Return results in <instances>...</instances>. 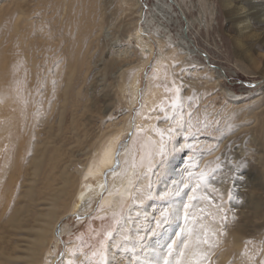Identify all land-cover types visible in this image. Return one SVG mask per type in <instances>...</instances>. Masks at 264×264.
<instances>
[{
  "label": "rangeland",
  "instance_id": "374dc122",
  "mask_svg": "<svg viewBox=\"0 0 264 264\" xmlns=\"http://www.w3.org/2000/svg\"><path fill=\"white\" fill-rule=\"evenodd\" d=\"M22 1L31 18L18 22H33L16 30L9 11ZM160 5L0 0V65L19 77L12 88L0 76V109L22 136L0 166V264H264V44L194 30L205 51L185 69ZM205 65L225 71L223 88ZM118 131L111 174L153 140L136 181L148 189L108 213L109 180L76 201L89 159Z\"/></svg>",
  "mask_w": 264,
  "mask_h": 264
},
{
  "label": "bare ground",
  "instance_id": "6f19581e",
  "mask_svg": "<svg viewBox=\"0 0 264 264\" xmlns=\"http://www.w3.org/2000/svg\"><path fill=\"white\" fill-rule=\"evenodd\" d=\"M29 1L32 3L35 0ZM163 4L166 5L167 30L171 32L172 27L179 28L177 40L178 45L181 46L182 65L185 69L193 64L199 65L198 59H200V55L203 53L202 51H205V49H202L199 38L194 30H197L200 35L206 33L209 37L211 34L218 32L222 38L226 31L227 34H231L234 38L239 39L243 36L250 37L259 47L264 44V0H166V2L162 0V5L160 6L164 7ZM26 5L27 3H24V1L18 2L15 9L9 11V15L16 19V30L18 28L17 25L21 26L24 24V26L28 27L33 22H25V20L24 22H18L22 14L26 15L29 19L31 18L29 15L32 12V8L30 7L32 5L29 7H26ZM19 14L21 15L18 16ZM142 14L141 10L140 18L143 17ZM16 16H18V18H16ZM1 18L2 17H0V20ZM138 20L139 24L140 19ZM139 30L142 31L141 28ZM168 40L170 43H173L174 36L169 34ZM205 59L207 62L209 61V57ZM0 70L1 78L3 77L4 81L8 80L7 82L11 84L9 85L8 83L9 86L12 87L13 84L14 88L19 87V84L16 83V80L19 79L16 75V71H12V69H9L8 66L5 65H0ZM5 72H8V75ZM204 72L211 76V78H215V87L220 86L223 88L222 76L226 75L223 69L217 67V69L209 70L205 65ZM262 82L264 85V77ZM6 86L0 81V89ZM7 89L8 88L3 89L2 92L4 95L8 94ZM5 107L7 106H4V108ZM4 108L0 109V166H2V164H7L13 158V150L11 147L17 148L16 146L22 138L18 133V127L20 128L21 121L18 122V125L20 124L19 126L15 125V122L12 120L7 121V118L3 116L6 111V108ZM10 125H13L15 129L12 130ZM122 139L124 138H122L121 131L112 133L106 139L104 145L89 159L83 172L85 179L84 181L82 180V183L86 184V187L84 190H78V199L76 202L83 199L87 188H92L90 193L94 198H96L97 195L99 196L102 190H104L103 188L106 180H109V189L107 192H104L105 195L103 194L100 206L108 213L120 211V207L129 200L130 196H133V200L134 193L138 186L141 187L140 199L146 197L148 187L146 185L142 186L146 179L144 174L137 184L136 181L140 172H142L148 164L149 157L152 154L153 140L149 136V138L143 142L141 149L136 153L132 148L129 149L127 153L122 156L123 162L121 169L117 173L111 174L117 169L118 161L116 150L118 149L119 141ZM131 145H133V143H131ZM6 172L5 168H1L0 199L5 194L2 185L4 179H6ZM86 179L91 182L87 184L88 182H85L87 181ZM69 183L70 181L66 182L64 185L67 186ZM65 190L64 188V192ZM237 242L240 243V239H237ZM192 246L195 248L198 255H200L197 244L194 243ZM157 251L158 250L154 248L150 255H153ZM149 259L148 257L147 262H150ZM189 264L194 263L191 261Z\"/></svg>",
  "mask_w": 264,
  "mask_h": 264
}]
</instances>
